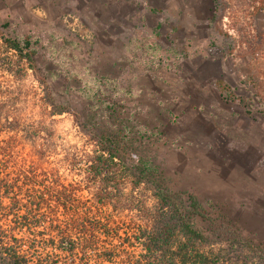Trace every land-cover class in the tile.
<instances>
[{
	"label": "rangeland",
	"instance_id": "1",
	"mask_svg": "<svg viewBox=\"0 0 264 264\" xmlns=\"http://www.w3.org/2000/svg\"><path fill=\"white\" fill-rule=\"evenodd\" d=\"M209 4L0 0V25L8 23L11 32L37 41L38 73L51 74L49 83L75 112L83 105L77 96L83 79L110 78L121 89L117 103L151 136L149 147L170 187L210 201V210L222 211L264 247V114L255 104L248 110L224 99L216 85L221 80L247 98L256 90L255 79L264 81V11L251 22L263 33L260 46L251 54L235 42L230 52L208 24ZM222 23L223 31L230 30L226 19ZM0 82L6 85L10 79L0 76ZM19 85L31 95L17 107L21 125L30 130L40 126L39 135H53L58 149L43 166L57 168L65 183H78L61 152L91 149L87 134L71 114L41 118L33 95H41L40 85L30 70ZM1 135H11L4 143L10 174L13 166L37 165L20 137L24 134Z\"/></svg>",
	"mask_w": 264,
	"mask_h": 264
},
{
	"label": "trees",
	"instance_id": "2",
	"mask_svg": "<svg viewBox=\"0 0 264 264\" xmlns=\"http://www.w3.org/2000/svg\"><path fill=\"white\" fill-rule=\"evenodd\" d=\"M262 11L264 0H210L207 21L230 52L236 42L253 54L263 33L251 22ZM37 51L29 34L0 25V76L11 83L0 82V136L20 131L37 162L13 166L10 174L4 143L11 135L0 139V264H264V247L210 210V201L170 187L151 136L117 103L121 89L110 78L83 79L77 94L83 105L75 112L49 83L51 74L38 73ZM28 70L40 85L41 95H33L41 118L71 114L87 134L91 149L61 152L78 183L43 166L58 150L53 135L20 123L17 107L31 95L19 82ZM216 85L224 99L248 110L255 104L264 114V81L256 78L247 98L221 80Z\"/></svg>",
	"mask_w": 264,
	"mask_h": 264
}]
</instances>
